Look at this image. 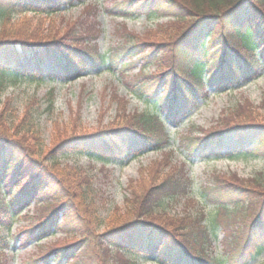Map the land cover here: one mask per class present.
I'll use <instances>...</instances> for the list:
<instances>
[{"label": "trees", "instance_id": "obj_1", "mask_svg": "<svg viewBox=\"0 0 264 264\" xmlns=\"http://www.w3.org/2000/svg\"><path fill=\"white\" fill-rule=\"evenodd\" d=\"M75 1L0 0V23L27 12L57 14ZM109 4L106 9L110 14L167 20L144 37H125L108 54L87 52L60 37L20 38L17 33H0V229L8 230L0 239V249L10 247L14 239H22L23 233H11L12 223L21 220L25 207L35 204L40 215L28 223L23 234L26 239H43L56 231L80 235L68 246L50 250L46 264H83L86 258L88 264H105V255L110 261L115 248L125 257L124 264H135V256L144 251L164 264H248L250 258L264 251V177L244 182L233 177L235 184L225 182L224 174L211 172L202 183L201 194L207 202L232 211L229 221L241 216L243 220L240 225L221 220L212 225L207 221L206 225L201 214L172 215L163 207L165 198L185 194L191 185V179L183 181L182 167L165 168L170 153H164L161 161L153 159L142 165L139 179H130L124 204L113 208L104 221L107 229L98 234L93 224H101L102 218L93 207L91 176L77 163L70 164L63 158L76 152L107 168L110 163L123 164L139 157L149 148L162 151L169 146V122L177 124L178 118L208 98L213 87L246 82L264 69V0H110ZM100 31L92 25L89 32L71 35L76 41L84 36L92 40ZM69 33L74 31L70 29ZM45 56H50L49 67L36 70ZM136 61L145 68L159 69L131 75ZM103 63L117 69L123 84L148 104L143 110H135L127 123L113 120L110 126L95 130L73 127L59 133L63 137L44 151L36 134V121L27 116L28 121L9 122L15 118L16 108L10 98L4 101L1 95L10 85L28 77H78L83 70ZM262 95L258 106L239 105L231 110L232 123L221 121L215 130H205L204 135L194 138L179 137V145L191 156L206 151L231 158L264 155V92ZM50 96L55 97L53 90L48 93L49 110L53 109ZM12 130L13 135L9 134ZM75 190L82 191L81 202L75 200ZM232 199L236 200L229 205ZM88 201L92 204L87 206ZM220 228L229 229L230 247L225 246L227 256L217 258L207 249ZM126 232L136 233L139 244H120Z\"/></svg>", "mask_w": 264, "mask_h": 264}, {"label": "rangeland", "instance_id": "obj_2", "mask_svg": "<svg viewBox=\"0 0 264 264\" xmlns=\"http://www.w3.org/2000/svg\"><path fill=\"white\" fill-rule=\"evenodd\" d=\"M109 1L85 0L84 2V0H77L73 6L64 7L57 11V14L40 16L33 12H27L22 17L16 15L11 20L0 23V33H17L16 36L20 38L39 35L48 36L49 39L60 37L62 41L80 46L87 52L97 50L103 54L108 53L115 44L124 40L125 37L133 36V34L144 37L146 32L156 30L159 22L167 20V18L150 19L146 15L124 19L122 16L110 14L107 11L106 7H110ZM92 25L101 29L97 38L91 40L84 36L79 41L74 40L72 35L89 32ZM70 29L74 33H69ZM42 61L40 65L36 66V70L43 71L44 67H49L50 56L43 57ZM184 63L186 64V62ZM148 67L146 71H142L136 62L130 73L131 75H142L156 73L159 69L155 66ZM258 73L255 78L249 81L236 82L233 86H224V89L220 91L213 88L208 99H203L192 108L189 114L178 118V125L169 122L168 131L172 134V143L162 150L166 152L149 148L139 157L129 158L123 164L110 163L107 168H103L100 161H93L84 154L75 152L65 156L63 161L66 160L70 164L77 163L83 168L85 174L91 176L89 178L93 186L91 197L95 201L93 207L98 209L102 218L101 224L96 221L95 225L92 223L95 232L100 234L107 229L108 225L104 221L110 217L114 207H121L124 204L125 197L129 195L127 187L130 179L140 178L139 171L142 165L150 164L153 159L161 161L164 158V153H170L169 164L165 168L178 165L182 167L183 181L191 179L187 193L174 194L163 200V207L165 206L169 213L172 215L178 213L181 216L186 213L192 216L201 214L203 216L202 223L206 225L209 224L207 221H210L212 225V223L216 224L217 220L223 221L224 224L229 222L230 225H234L237 221L240 225L243 220L242 216L238 220L230 219L229 221L227 218L231 216L232 211L226 212L224 207L206 202L201 194L202 183L205 184L209 174L213 171L224 174V181L227 183H237L239 179L243 182L249 181L255 177L260 180L264 177V155L249 154L231 158L228 154L212 156L206 151L205 154L191 156L184 147L179 145L178 139L204 135L205 130L218 128L221 121L222 124L227 123L226 121L232 123L234 118H230V112L236 107L238 108L239 105L243 107L251 104L258 106L263 99L264 70H260ZM52 88L55 89V97L52 99V95L50 96L53 101V109L49 110L48 92ZM1 97L4 101L10 98L16 108L13 115L15 118L9 119V122L28 121L27 116L32 121H36L38 129L36 134L44 151L63 137L59 136V133L63 134L73 127L76 130L89 127L90 130L106 128L113 120H116L117 124L127 123L136 112L135 110H143L148 105L143 97L123 84L117 69H110L107 63H103L97 68L89 67L83 70L79 77H71V79L65 77L43 80H40L39 77L36 79L24 78L16 84L10 85ZM261 110L263 111V109ZM80 132L76 131L75 133ZM9 134H15V130L9 131ZM42 155L38 156L41 158ZM81 192L77 193L75 190V200L78 202L81 200ZM234 200L236 199H232L229 205L234 204ZM85 204L88 206L92 203L88 201ZM39 212L38 205L33 204L25 207L20 214L22 222L13 223L11 233L21 232L24 234L28 223L34 222L40 215ZM155 213L157 212L155 211ZM178 228L181 229L180 226ZM7 234L6 229H0V239ZM228 234L229 229L224 232L221 228L218 230L217 238H213L210 248L207 249L210 255L217 258H220L221 255H228L225 249V246L230 247L227 244ZM78 237L80 235L65 234L62 231L49 234L40 241L36 236L28 241L24 237L21 240L13 241L10 247L0 249V264H44V259L47 258L50 250L58 246H68ZM120 239H122L120 244L130 241L139 244L136 233L128 234L126 232ZM106 256L105 264H124L126 262L125 257L116 248L110 261ZM135 259V264H164L158 261L154 254L146 251L136 255ZM262 260H264V254L258 255L254 259L250 258L248 264H260ZM83 264H88L87 258Z\"/></svg>", "mask_w": 264, "mask_h": 264}]
</instances>
